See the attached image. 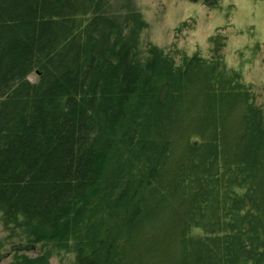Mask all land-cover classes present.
<instances>
[{
    "label": "trees",
    "instance_id": "1",
    "mask_svg": "<svg viewBox=\"0 0 264 264\" xmlns=\"http://www.w3.org/2000/svg\"><path fill=\"white\" fill-rule=\"evenodd\" d=\"M109 3L0 0V258L264 264V100L226 36L139 49Z\"/></svg>",
    "mask_w": 264,
    "mask_h": 264
},
{
    "label": "rangeland",
    "instance_id": "2",
    "mask_svg": "<svg viewBox=\"0 0 264 264\" xmlns=\"http://www.w3.org/2000/svg\"><path fill=\"white\" fill-rule=\"evenodd\" d=\"M108 9L129 20V26H133L136 19L142 21L136 34L141 43L139 49L147 43L166 49L173 43L189 54L199 51L205 55L209 37L224 34L227 39L222 53L227 64L241 68L245 81L254 89L256 102H263L264 0H221V5L215 9L187 0H110ZM28 79L35 82L36 73H30ZM4 235L5 232L0 231V237ZM5 241H9V250L6 248L0 264H18L21 255L34 258L47 252L49 256L39 264H76L73 248L52 249L46 242L19 244L11 237ZM13 243L21 246V254H15L12 248L17 246H12Z\"/></svg>",
    "mask_w": 264,
    "mask_h": 264
}]
</instances>
